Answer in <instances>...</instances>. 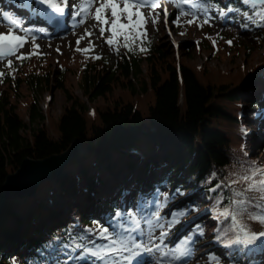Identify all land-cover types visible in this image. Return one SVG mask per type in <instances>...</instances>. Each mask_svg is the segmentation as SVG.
<instances>
[{
  "label": "trees",
  "instance_id": "16d2710c",
  "mask_svg": "<svg viewBox=\"0 0 264 264\" xmlns=\"http://www.w3.org/2000/svg\"><path fill=\"white\" fill-rule=\"evenodd\" d=\"M211 3L214 11L224 9L225 15L229 13L228 8L234 9L230 12L231 19L243 25L247 23V28L260 37L259 41L264 40V24H260L255 15L260 6L254 8L251 4H244L243 0H211ZM245 11L253 16V20L244 16ZM142 44L143 47L133 49L128 44V55L117 45V54L111 65L97 57L84 55L86 62L79 67L83 72L81 89L91 99L109 97L119 82L136 92L132 76L141 77L137 89L155 93V101L149 105L148 123L132 101L119 97L106 100L109 103L95 107L94 114L89 116L85 101L79 100L64 85L65 75L70 70L68 66L61 65L53 72L42 71V74L31 71L35 75L28 77L33 78L31 82L36 85L54 83L69 101L58 120L60 134L57 138L48 134L45 116L39 110L36 97L29 104L30 123L37 120H43V123L32 129L18 114L17 106L11 100V91L6 93L5 87L0 89V186L6 175L16 170L26 157L43 158L60 153L76 136L87 146L84 159L69 161L63 177L43 181L34 196L5 200L0 208V264H43L73 256L78 247L76 243L91 234L80 228L81 224L96 221L105 226L102 220H107L109 211L113 217L118 210L119 194L129 199L134 191L143 193L145 178L142 172L161 170V178L150 182L153 192L161 187H167L169 194L176 190L184 192L186 186L189 190L196 188L198 196L207 201L205 209H211L216 218L229 200L235 198L229 189L230 181L236 179L251 161H256L255 156L246 154L243 149L246 133L241 125L246 122L242 116V104L246 100L242 99L240 92L259 67L242 70L234 80L210 82L202 80L198 71L183 61L182 57L194 47L188 42L181 44L179 58L169 57L157 43L146 41ZM43 57L32 54L30 58L20 60L16 70L30 71L34 65L33 71H40L46 65L39 62ZM143 61L147 64L145 76L141 68ZM260 69L264 78V67ZM13 74L16 71L7 72L4 81L12 80ZM19 85L11 86L12 91L17 92ZM261 87L264 90V86ZM247 102L250 106L258 104L256 99ZM257 164L264 166V162ZM133 174L135 184L139 186L133 184L128 195L123 189ZM104 180L110 185L109 191L106 186L100 188L98 185ZM233 187L241 190L244 186L237 184ZM57 195L63 196L67 204L78 211L79 218L72 221L73 225L62 210L61 219L51 215L55 210L51 205L52 198ZM195 198L192 195L181 203L193 204ZM194 204L195 207L199 205ZM259 209L253 202L245 209L244 215L251 223L264 225L250 218L261 214ZM218 220L220 225L215 230V239L230 227L229 218ZM226 235L228 239H235L233 231ZM205 240L209 241V238ZM218 240V245H212L215 247L213 252L217 256L221 252L218 264H227L231 257L221 246L234 251L238 249L223 235ZM15 258L22 260L14 262Z\"/></svg>",
  "mask_w": 264,
  "mask_h": 264
},
{
  "label": "rangeland",
  "instance_id": "374dc122",
  "mask_svg": "<svg viewBox=\"0 0 264 264\" xmlns=\"http://www.w3.org/2000/svg\"><path fill=\"white\" fill-rule=\"evenodd\" d=\"M2 1L4 0H0V32L7 33L10 29L14 30V32H17V29H13L12 26L7 25V22H5V20H3L1 17L2 13H10V10L7 12L4 11V9H7L4 7V3L7 0L4 2ZM17 1L26 3V8H28L30 6L31 0ZM69 1H73V4L77 6L79 3H83L84 0ZM157 1L158 0H156V2ZM193 2L197 4L213 5L211 0H193ZM158 4L160 7L154 11L149 8L143 9L145 16L148 18L146 24V36L135 37L133 40L127 41V43L131 44L132 49L143 47L142 43L148 40V42L150 41L153 44L157 43L161 48H164L169 57L172 58L175 56L179 58L181 57V44L183 42H188L190 47H194L193 49L188 50L186 55L182 57L183 61L196 69L202 80L210 82H221L222 80L227 79L234 80V78L237 77L239 73L242 72V70L247 71L252 70L255 67H259V69L251 75L250 80L246 82L243 91L240 93L242 99L246 100L242 104V116L246 122V125L248 126V128H244L247 134H245L243 149L245 150L246 154L248 153L252 156H255V160L257 162H264V90L261 89V86H264V78L260 75V68L264 67V40L259 41L260 37H258V35H254L249 30V28L243 27V24H240L235 19H230L232 17L231 13L228 14V16L224 19L220 18L214 11V5L213 7L201 10L199 8L191 7V4H183L180 2V0H160L158 1ZM177 4L180 5L179 8L177 7ZM31 5H36L35 0L31 1ZM96 6L98 5L92 6L91 11L85 16L84 24L81 26L68 31H62L57 34L55 33L51 36H45L39 33L37 37H34V43L39 45L38 49H34L32 38H28V43L24 48L17 52V55L21 53L28 55L32 52H37L39 54L36 55H40L41 58L44 56L39 62L46 63V65L43 69H40V71H33L34 65L31 66L30 71L29 69L21 70L20 68L16 70L17 64H19L20 60H17L15 56L0 59V69L3 70V73H5V75L0 76V89L5 87L4 90L6 93H10L11 91V100L16 104V110L18 114L24 118V120L30 125L29 127L32 129L40 126L43 123V120H37L30 123L29 104L31 100L36 97L39 110H42L45 116V127L47 128L48 134L53 138H57L60 134L58 120L64 110L65 105L69 103V101L66 100V96L63 91L57 88L54 83L45 85L43 82L42 84L39 83L40 85H36L34 82H31L33 78L28 77L30 75H35L31 74V71L32 73L40 72L41 74L44 73L42 71L50 70L53 72L54 70L60 68L59 66L61 65L63 67L68 66L70 68V70L65 75L64 85L79 100L85 101L88 107L87 112L89 116L94 114L95 107L109 103L106 100H115L114 97H119L123 98L122 100L125 101H132L134 105L143 113L146 122H149V105L154 103L155 93L153 90L137 89L139 87L141 77L139 78L135 75L134 78V74L132 76L134 88L137 90L136 92L133 91L130 86L125 87V85L119 82L116 83V86H114L113 94L109 95L107 98L96 97L91 99L81 89L83 72L80 70L79 65L86 62V59H84L85 56L95 58L99 57L98 59L104 60L106 65H111L112 60L117 54V43L124 47L123 52L126 55H128L129 52L128 47L124 46L126 41L123 35H117L114 38L113 44L111 45L107 43V39L112 36L110 30L106 31L103 37L100 36L99 27L92 16V12H94ZM164 9H167L169 13L167 17V23H165ZM181 11L188 14L181 16L178 24L173 23V20L179 16ZM156 14H158V22L152 23V17ZM193 15L197 16V21L193 24H188L187 21L192 19ZM22 20H26V18L24 19L23 15L20 16L18 21ZM205 20H207L208 23H204ZM122 22L126 23L127 21L122 19ZM200 25L203 26L201 27ZM85 29L92 32L93 35L87 36ZM81 36L84 38L78 45L77 40ZM213 40L216 41L215 45H213ZM228 40L232 41L231 45L227 43ZM90 41L92 45L91 48ZM77 48L90 50L78 51ZM57 49H59V51H57ZM74 52H79L80 54L76 56L73 55ZM8 59L13 60L12 68L7 66ZM141 68L145 76L147 74L146 61L141 63ZM1 70L0 72H2ZM15 71L16 74H13L15 77L12 80L4 81L7 72ZM18 79L21 81L19 83H14V81ZM15 84H20L19 88H17V92H13V89L11 88V86H16ZM249 99H259L262 102H259L257 106H250L247 102ZM89 122L92 123L91 118H89ZM91 169L95 170V168ZM146 176L147 174H143L142 177L146 179ZM133 179L134 178L132 175L129 179V182H133ZM150 182H148L146 186L143 185L142 188H145V192L143 193L151 191L152 187ZM106 184L107 182L104 180L102 184L99 183L98 185H100V188L102 185H104V187L106 186V189L109 191L110 185ZM131 184L133 183H130V185ZM130 185H128V187H130ZM135 185L139 186L137 183ZM186 187L187 188L184 190V192L176 190L172 196L166 192L167 187H161L159 189V194L148 193L149 197L147 199H144L141 196L137 199H134L133 195L131 202L125 203L124 207H120V203L125 201V198H120L117 204V212L123 213L125 216L129 212L135 213L136 218L141 220V227L145 229L147 228V225L144 224L142 217L146 213L158 211L162 221L166 222L172 219L173 213L184 212V215L179 217L178 222L175 223L169 230V235L164 238V245H166V240L169 241V244L167 243V247L164 250L168 251V249H174V244L177 245L185 238H189L187 254L181 255L179 261L175 264H207L212 261H218L217 257L214 256L215 252H212V250L215 248L212 245H218L219 242V240L215 239L214 237L215 230L220 225V220H218L213 215V211H211V209H205V203L207 201L206 199L198 196L199 193L196 188L189 190V186ZM229 189L233 193V189L235 188L233 185H229ZM181 194H183L182 198ZM192 195L196 196V198L193 200V204L184 203L180 205L176 204V206H168L171 204L170 201L172 200L173 202L175 200L179 201L180 199L185 200L187 197H191ZM52 199L53 201L51 205L55 206V210L51 212V215H54L55 218L59 217V219H61L62 217L60 218L59 215L60 210H62L64 215L69 216L68 219L71 220L70 224L73 225L72 221L79 218L78 211L68 205L69 203L67 204V201L63 198V196L57 195ZM194 203L199 204L197 206L200 207L196 208L197 206L195 207ZM57 209H59V212ZM260 210L261 209L258 211ZM187 217H189V220L186 219ZM121 219L122 217L116 216L111 219L107 226H110ZM229 219L231 226L232 221L231 218ZM240 219L247 227L249 232L264 231V225L251 223L244 213L241 215ZM198 225L203 229L202 235L199 231H197ZM94 227L95 224L92 222L81 224L80 228L88 229ZM233 232L235 237L237 233L235 230H233ZM159 234L160 229H156L154 235L159 236ZM205 238H209V241L205 240ZM87 239H96L97 243L102 242L96 237L95 232L89 234L86 240ZM203 240L205 241L202 242ZM158 242L160 241H155V243ZM83 243L84 241H81L80 243L76 244L79 246ZM88 247H91V245H88ZM221 248H224L231 257L230 259L228 258L229 261L227 264H241V261H245V257H242L241 259L240 253H244L247 249L249 252L250 249L257 250L264 248V237L258 236L257 241L254 240L251 244L237 242L235 243V249L238 250L235 251L229 250L225 246H221ZM261 251L262 250H260V252ZM151 255L155 258H158L160 254L153 251L151 252ZM174 255L176 254L173 253V255H170L169 259L173 260ZM220 257L221 255L219 254V258ZM184 258L186 260H184ZM18 259L22 260V258H15L14 262H18ZM239 259L241 260L239 261ZM94 260L95 258L91 255V253H88L83 247L79 246L75 252V255L72 257L53 259L49 263L45 262L44 264H93ZM95 264H100V262L95 261ZM148 264H156V262L150 261ZM170 264H172L171 261ZM247 264L251 263L248 262Z\"/></svg>",
  "mask_w": 264,
  "mask_h": 264
},
{
  "label": "snow or ice",
  "instance_id": "6c2138e0",
  "mask_svg": "<svg viewBox=\"0 0 264 264\" xmlns=\"http://www.w3.org/2000/svg\"><path fill=\"white\" fill-rule=\"evenodd\" d=\"M180 2L191 4L193 8L201 10L213 7L211 4L194 3L193 0H180ZM39 3L57 14V16H54V19H58L59 15L65 12L66 7H77L70 4L69 0H59V2H56V0H39ZM243 3L246 5L251 4L254 8L260 6L255 15L259 17V23L264 24V0H243ZM93 5H98L95 7L94 12H92V16L99 27L100 36L103 37L104 33L110 30L112 36L107 39V43L111 45L117 35H123L126 41L125 47L129 46L127 41H131L135 37L146 36L148 18L145 16L143 9L149 8L154 11L160 7L156 0H84L74 15L81 16L82 14H88ZM179 6L177 4L178 8ZM227 11L231 12L234 9L228 8ZM187 14L181 11L179 16L173 20V23L178 24L180 17ZM220 14L225 15V10L221 9ZM243 14L249 21L253 20V16H250L247 11ZM168 15L167 9H164L165 23H167ZM122 19L127 22H122ZM197 19V16L193 15L192 19H189L187 23L193 24ZM84 22V20H80V23ZM156 22H158V14L152 17V23ZM204 23H208V21L205 20ZM200 26L202 27L203 25ZM248 26L247 23L243 25L245 28ZM85 33L87 36L93 35L87 29H85ZM83 38V36L78 38V45ZM34 39L33 37V47L34 49H38L39 45L34 43ZM27 43L28 37L26 35H17L12 29L7 33L0 32V59L15 56L17 60L22 61L30 58L32 54H39L32 52L28 55L23 53L17 55V52L24 48ZM227 43L231 45L232 41L228 40ZM215 44L216 41L213 40V45ZM77 50L89 51L90 49L77 48ZM12 65L13 60L8 59L7 66L12 68ZM3 75L5 73L0 72V76ZM230 183L232 185L240 184L244 187L241 190L233 189V197L235 198L230 199L228 205L218 212L217 219L231 218L232 221L231 226L225 232L220 233V235L225 236L229 244L237 242L251 244L258 236L264 237V231L249 232L240 217L249 205L256 202L257 207L261 209V214L250 216V218L264 223V166L258 165L256 161H251L249 166L243 169L242 173L236 179L231 180ZM248 193H258L259 195L248 196ZM217 203L219 204V200ZM183 215L184 212L173 213L172 219L163 222L158 211L146 213L142 217L144 224L147 225L145 229L141 227V220L136 218L135 213L129 212L125 216V214L117 212L116 216L122 217L121 220L116 221L110 226L94 222L95 227L87 229L89 233L95 232L96 237L102 242L97 243L96 239L86 240L84 237H81L84 243L79 246L83 247L88 253H91L95 258L93 264H95V261H99L100 264H133V261H135V264H145L143 253L153 251L158 252L161 257V259L157 260L156 264H170L169 256L171 254H176L173 256V259L179 260L180 256L187 254L188 251L189 238H185L174 249H168V251L164 250L167 246L163 244L164 238L169 235V230L178 222L179 217ZM156 229H160L159 236L154 235ZM233 230L237 233L235 239H228L226 233ZM197 231L201 235L203 234V229L199 225L197 226ZM220 235L217 236V239L220 238ZM156 240H159L161 243H155L154 241ZM88 245H91V247H88Z\"/></svg>",
  "mask_w": 264,
  "mask_h": 264
},
{
  "label": "water",
  "instance_id": "95a60500",
  "mask_svg": "<svg viewBox=\"0 0 264 264\" xmlns=\"http://www.w3.org/2000/svg\"><path fill=\"white\" fill-rule=\"evenodd\" d=\"M86 151L87 146L76 136L60 153L43 158H24L16 170L6 175L0 186V208L8 198L33 196L43 181L63 177L66 164L71 160H83Z\"/></svg>",
  "mask_w": 264,
  "mask_h": 264
},
{
  "label": "bare ground",
  "instance_id": "6f19581e",
  "mask_svg": "<svg viewBox=\"0 0 264 264\" xmlns=\"http://www.w3.org/2000/svg\"><path fill=\"white\" fill-rule=\"evenodd\" d=\"M31 1H33V0H31ZM37 2H38V0H35V3H37ZM18 5H20V1L12 0V4H9L7 6V8L11 9V10H16V8H19ZM21 10H23V12H26V9H21ZM12 24H13L12 22L7 21V25H12ZM41 24H44V22H41ZM60 29H62V28H60ZM64 31H68V29H66Z\"/></svg>",
  "mask_w": 264,
  "mask_h": 264
}]
</instances>
